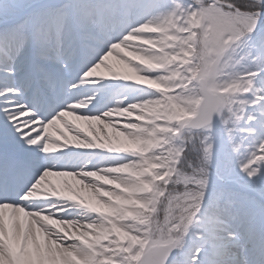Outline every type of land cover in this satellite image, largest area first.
Wrapping results in <instances>:
<instances>
[{"label":"snow or ice","instance_id":"obj_1","mask_svg":"<svg viewBox=\"0 0 264 264\" xmlns=\"http://www.w3.org/2000/svg\"><path fill=\"white\" fill-rule=\"evenodd\" d=\"M0 264H264V0H0Z\"/></svg>","mask_w":264,"mask_h":264}]
</instances>
